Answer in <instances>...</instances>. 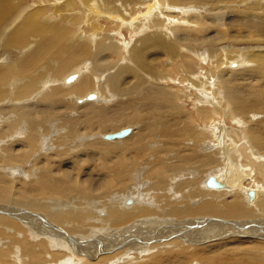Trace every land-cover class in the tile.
Masks as SVG:
<instances>
[{
    "label": "bare ground",
    "instance_id": "6f19581e",
    "mask_svg": "<svg viewBox=\"0 0 264 264\" xmlns=\"http://www.w3.org/2000/svg\"><path fill=\"white\" fill-rule=\"evenodd\" d=\"M25 1L0 0V264H264V59L247 61L246 84L234 74L224 90L213 83L214 98L185 54L213 41L172 37L179 17L166 0H85L83 14L58 0L48 20L35 8L48 0L24 18ZM236 8L234 25L264 42L258 3ZM220 9L208 17L216 29L231 12ZM173 67L213 127L194 129L181 108L190 92L168 86ZM259 111L258 122H223ZM127 124L128 135L106 138ZM99 154L97 177L84 167Z\"/></svg>",
    "mask_w": 264,
    "mask_h": 264
},
{
    "label": "rangeland",
    "instance_id": "374dc122",
    "mask_svg": "<svg viewBox=\"0 0 264 264\" xmlns=\"http://www.w3.org/2000/svg\"><path fill=\"white\" fill-rule=\"evenodd\" d=\"M32 1L33 0H26L24 2L25 3L24 4L25 10H24V14H23V17L24 18H26L25 16H26L27 12H29L31 10V8L29 7V5L31 4ZM75 1L79 4V6L82 5V7H80L82 9L81 12H80V14H83V12L86 10V5H85L86 3L84 2L85 0H75ZM57 2H58V0L57 1L56 0H48V1H46V3L44 5H41V6L40 5L38 6V5L35 4V8H37V7L38 8L45 7V9L43 11H47L49 13V15L48 16H45L44 18H46L48 20V18L51 19V16L52 15L53 16H56L55 14L58 13V11H56L55 8H57L58 6L60 7L62 5V3H64V1H62V3L61 2H58L57 3ZM82 2L84 3V5L82 4ZM166 2H167V4H169V7H171V9L174 10V13H176L177 16L179 17V18L173 17L174 19H177V22L174 23L175 20H172L173 22L170 21V23L167 24V26L170 25V26H168L167 31L169 30L170 32L171 31L173 32L172 33V37L173 36H176V31L177 32H182L184 30H190L192 33H195L196 35H198V37L201 36L200 37L201 39L203 37H205V38H203V41H207V40L213 41V42H209L211 44H206V43L200 44V46L198 45L196 47V49H192L193 51L192 50H189L188 52L185 51L186 52L185 54H187L190 58L193 57L197 61L196 62V65H195L196 66V71L198 73H200V75L202 76V78L205 80V82L207 83V89L206 90L209 91L210 94H213L214 98H215V91H214V88H213V83H215V85H217V87L219 86V87H221V89L224 90V87H225L224 85H226V83L222 80V77L225 76V78L228 80V79H231V75L234 74V75H237L238 78L241 80V77L239 76L240 71L245 70V69H248L251 66L252 67L255 66L254 65L255 63H251V64L249 63L248 64V62H247L248 60L253 61L250 58H254V57L256 58V57H258V59H264V56H262V55H264V42L258 41V40H249V39H247L244 36L245 33H243V31H240V28H239L240 26H235L234 25V22L231 21V16H233L232 15V12H233L232 9H235L237 7L236 8V11H234V13H237L239 15V12L242 10L243 7H245L246 5H252V3H253V5L255 3H258V5H259V10H256L255 9V10H253L254 12H257L258 14L259 13L260 14H264V8L263 9L260 8V7H264V0H235V2L232 0L230 3H227V4H226V2H223V1H220V0L219 1L218 0H215V3H213V0H212V2H211V0H199V2L196 1L197 3H190V4H188L189 7H188L187 4H186V6H185V4H179V5L171 4L172 2H170L169 0H166ZM167 4H164V5H167ZM54 6H55V8H54ZM177 6H180V10H176L175 8H173V7H177ZM216 6H217V9H220L222 7L220 10H224V11H226V9L227 10L228 9L231 10V12H229L230 14H228V13L227 14H224V16L222 18V22H221V23H223V26H219L220 27L219 29L218 28L216 29L215 25H212L213 24V20H211V19L208 18V17H210L212 11L214 10V8H216ZM218 6L220 8H218ZM83 7H84V10H83ZM186 8H187V11H186ZM188 8H189V11H188ZM223 8H226V9H223ZM92 9H93V11L96 10L94 6H92ZM192 9H193V11H192ZM195 9H196V11H195ZM237 9H239V10H237ZM170 12H173V11L171 10ZM139 13H141V12H139ZM139 13H136V14H139ZM184 14H185V16H184ZM193 14L194 15L197 14V16L200 17V20H199L200 22L199 21H195V23H196L197 26L195 25V23H193V20L191 19V17H190V19L192 20V22L191 21L188 22L187 20H185L184 18H182V17H189L190 15H193ZM24 18H21V20H23ZM180 20L183 23H179ZM111 22H114V21L112 20ZM197 22H199V23H197ZM79 23L80 24H74L76 26L78 25L77 26L78 28H76L77 30L75 29V33H77V31H80V32L82 31V28H83L82 27L83 26L82 24H83V22H79ZM183 24H184V26H183ZM200 26H201L202 29L199 28ZM186 27H188V28H186ZM196 27H197V29H195ZM111 29H112V31H116V28L114 26H112ZM124 30L125 29H122V31H124ZM227 34H228V36L230 38L227 36ZM123 35H125V33H123ZM134 35H136V34H134ZM134 35L133 34H128L127 35L128 37L126 36V40H128L129 37L132 38ZM249 35H250L251 38L253 37L252 34H249ZM239 36H240V38H239ZM136 37H138V36H136ZM208 37H210L211 39H209ZM242 38H244V39H242ZM245 38H246V40H245ZM33 39L36 40L35 36H33ZM217 39H218V42H217ZM3 40L4 39H2L1 41L4 43ZM1 41H0V48L4 45V44L1 43ZM14 47L16 49H18V50H21L22 49L19 46H15L14 45ZM17 47H19V48H17ZM208 51H211V52H208ZM207 52H208V56H207ZM260 53L262 55L258 56L257 54H260ZM4 57H5V59H7V54H5ZM165 59H167V58H165ZM237 60H238L239 63H245V62L246 63L245 64H242V65L239 64L240 66L237 67L234 64H232V63H238ZM5 62L6 63H9L7 61H5ZM167 62H169V59H167ZM177 62L180 64L181 59L180 58L177 59ZM256 62H257V65L256 66H260V65H262V63L264 61L262 63H260L259 60H257ZM171 64H172V66H174L173 63H171ZM76 70H77V68L74 69L73 72H75ZM178 71H181V70L180 69H177L176 67L171 68V70L169 71L170 74L168 73V75L169 76H172L176 80L177 84H173L172 83L173 80H172V81H168L169 82L168 83V86L171 87V89H174V88L176 89L177 88V90H178L177 92L179 93V91H180L179 95H181L182 93H185L184 91H187L188 93L190 92L189 96L184 97L183 100H182V103L183 102L184 103L181 104L182 105L181 108L185 111L184 114L186 116H188V114H190V112H191V114L194 116L195 120H194V122H193L192 125H193V127H194V129L196 131L199 130V129H209L210 127H213V125H209V122H207V119H205V118L204 119H198V116L200 115L199 109L202 108L201 106H203V104H199L196 101V98L194 96L195 90H192L191 87H190L192 84L189 83L187 80H182L180 78V74L178 73ZM227 72H228V74L230 73L229 76L227 75ZM71 74H72V72H71ZM211 77H213V82L211 81ZM178 81H180V82H178ZM221 81H223V82H221ZM246 82H247V80L246 81L245 80H241V84L242 83L243 84H246ZM193 87H195V86L193 85ZM208 88H210V89H208ZM187 92L185 94H188ZM250 97H251V94L249 95V99H250ZM191 99H192V101H191ZM1 101L2 100H0V102ZM77 104L80 105V103H77ZM222 106H224V105H222ZM197 107L198 108L200 107V108L198 109ZM207 108H209V107H207ZM261 112L262 111H259V112H251V115H250V117H249L248 120H245L244 119V116H242L241 113H235V115H234L235 117L234 116H231L229 119L223 120V122H224L225 126L231 125L230 122H233L234 120H238V119L239 120H243L244 123H246V124L248 122H253V121L254 122H256V121L258 122L259 119H262L263 118V116H261L262 115ZM196 114H197V117H196ZM219 118L220 117H218V119ZM212 120L214 121V118L213 117L209 119V121H212ZM134 127H135V124H127L126 126L123 125L119 129L124 130V129L134 128ZM243 127H245V126H243ZM112 132H110V133H112ZM115 132H117V130L114 131V133ZM128 133H127V135H128ZM103 134H105V133H103ZM120 139H122V138H120ZM120 139H113V141L120 140ZM103 140H105V141H111L112 142V140H107V139H103ZM100 159H101V155L99 154L97 156L95 162L93 161V162L88 163L89 166L86 165L87 163H83L84 166L86 165V167H84V166L83 167L84 168H88L89 167L90 170H92L96 166L95 169H96V174H97V177H98L99 174L102 175V171H100L99 170V167H98L99 164H100ZM112 161L114 163H117L116 158H113ZM113 162L108 163L107 166H111L113 164ZM239 163H241V165L244 164L245 163L244 158H240V162ZM125 165H126V167L128 169H130V167H129V165H127V163ZM236 165L231 166L229 168H228V166H225L226 172L228 170H229L228 172H231L230 171L231 169H233V170L236 171V167L237 168L240 167V166H236ZM234 167H235V169H234ZM135 168H139V164H136L135 165ZM241 172H242V169H241ZM231 175L234 176V174H231ZM139 179H136V181H141V178L140 177H139ZM206 186H207V181H206ZM130 200L132 201L130 204L134 203L133 200H132V198ZM130 200H128V201H130ZM20 254L21 253H18L17 252L16 254H14V257L17 260H21L22 261V259L20 257H19L20 259L16 257V255H19L20 256ZM58 264H61V263H58Z\"/></svg>",
    "mask_w": 264,
    "mask_h": 264
},
{
    "label": "water",
    "instance_id": "95a60500",
    "mask_svg": "<svg viewBox=\"0 0 264 264\" xmlns=\"http://www.w3.org/2000/svg\"><path fill=\"white\" fill-rule=\"evenodd\" d=\"M128 132L127 129H124V130H120V131H117L115 133H110V134H106V138H109V139H112V138H117V137H122L124 136L126 133ZM208 185H210L211 187L215 186V184L213 183L212 180H208L207 181Z\"/></svg>",
    "mask_w": 264,
    "mask_h": 264
}]
</instances>
